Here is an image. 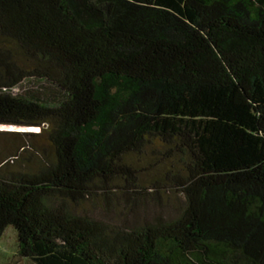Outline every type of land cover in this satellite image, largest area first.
<instances>
[{"label":"trees","instance_id":"obj_1","mask_svg":"<svg viewBox=\"0 0 264 264\" xmlns=\"http://www.w3.org/2000/svg\"><path fill=\"white\" fill-rule=\"evenodd\" d=\"M0 126L55 153L0 162V241L14 227L21 257L264 264V0H0ZM156 147L170 166L149 190L183 196L175 216L73 209L144 197L133 161Z\"/></svg>","mask_w":264,"mask_h":264},{"label":"rangeland","instance_id":"obj_2","mask_svg":"<svg viewBox=\"0 0 264 264\" xmlns=\"http://www.w3.org/2000/svg\"><path fill=\"white\" fill-rule=\"evenodd\" d=\"M37 85L33 81H26L13 94L21 95L25 90L36 91L35 86ZM43 87L45 86L43 85ZM57 94L58 91L49 87L45 97L52 99L51 103H55L54 98ZM33 128L0 126V162L8 163L7 169H10V171L36 172L43 161H50L54 158V149L47 134L29 141H24V137L16 136L19 133L42 132L40 127L31 131ZM158 149V147L149 148L146 155L135 157L133 161L135 168L142 172L143 185L148 188L149 193L145 194L144 197L129 201L122 198L120 192L117 191V196L113 198L112 205L109 208H107L101 195L96 198L97 200H87L79 207L74 206L73 209L79 214H87L114 224H121L125 220L133 223L141 220L146 214L153 216L161 213L165 216H175L177 209L184 200L183 196L168 190L158 195L155 190H149L152 183L159 180L170 166V164L160 162V157L156 156ZM156 164L159 165L157 168L154 166ZM153 167L155 168L152 169ZM0 264H35L32 260L20 256L18 236L14 227H9L0 241Z\"/></svg>","mask_w":264,"mask_h":264},{"label":"bare ground","instance_id":"obj_3","mask_svg":"<svg viewBox=\"0 0 264 264\" xmlns=\"http://www.w3.org/2000/svg\"><path fill=\"white\" fill-rule=\"evenodd\" d=\"M3 127V126H2ZM7 127V126H6ZM29 128H32V127H29ZM38 127H34L33 129H31V131H34V130H37Z\"/></svg>","mask_w":264,"mask_h":264}]
</instances>
